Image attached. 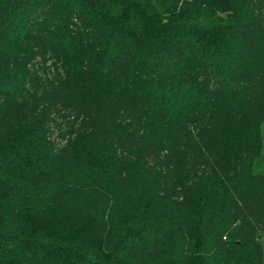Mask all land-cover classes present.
I'll return each mask as SVG.
<instances>
[{
	"label": "trees",
	"instance_id": "16d2710c",
	"mask_svg": "<svg viewBox=\"0 0 264 264\" xmlns=\"http://www.w3.org/2000/svg\"><path fill=\"white\" fill-rule=\"evenodd\" d=\"M264 0H0V264H264Z\"/></svg>",
	"mask_w": 264,
	"mask_h": 264
},
{
	"label": "rangeland",
	"instance_id": "374dc122",
	"mask_svg": "<svg viewBox=\"0 0 264 264\" xmlns=\"http://www.w3.org/2000/svg\"><path fill=\"white\" fill-rule=\"evenodd\" d=\"M263 132H264V126H263ZM263 242H264V239H263Z\"/></svg>",
	"mask_w": 264,
	"mask_h": 264
}]
</instances>
